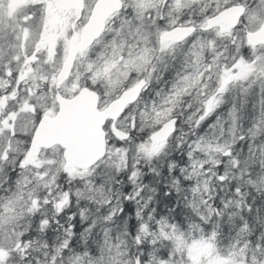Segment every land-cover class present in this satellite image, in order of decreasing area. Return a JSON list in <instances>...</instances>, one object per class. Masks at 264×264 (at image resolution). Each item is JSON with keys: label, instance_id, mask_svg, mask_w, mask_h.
<instances>
[{"label": "clouds", "instance_id": "clouds-1", "mask_svg": "<svg viewBox=\"0 0 264 264\" xmlns=\"http://www.w3.org/2000/svg\"><path fill=\"white\" fill-rule=\"evenodd\" d=\"M0 264H264V0H0Z\"/></svg>", "mask_w": 264, "mask_h": 264}]
</instances>
